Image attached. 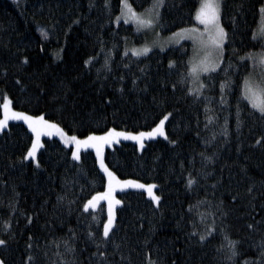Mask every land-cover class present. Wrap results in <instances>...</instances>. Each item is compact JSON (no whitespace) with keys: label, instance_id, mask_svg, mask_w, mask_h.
<instances>
[{"label":"trees","instance_id":"trees-1","mask_svg":"<svg viewBox=\"0 0 264 264\" xmlns=\"http://www.w3.org/2000/svg\"><path fill=\"white\" fill-rule=\"evenodd\" d=\"M129 2L136 11L153 4ZM200 2L164 0L160 33L195 26ZM263 6L264 0H222L223 61L194 89L192 43L142 56L128 52L146 37L117 21L121 0H111L110 9L105 0H0V118L7 97L14 109L84 138L110 129L149 131L172 114L167 139L147 140L143 148L121 141L104 151L113 174L155 184L160 197L156 204L142 190L117 192L111 240L102 245L105 264L264 260L258 247L264 242V118L243 95L249 55L264 54L263 39L253 38ZM34 139L22 121L0 130V239L7 241L1 260L100 264L94 253L107 203L84 211L107 186L96 154L84 150L74 161L71 146L44 137L35 159H25ZM225 236L239 241L232 261Z\"/></svg>","mask_w":264,"mask_h":264},{"label":"snow or ice","instance_id":"snow-or-ice-1","mask_svg":"<svg viewBox=\"0 0 264 264\" xmlns=\"http://www.w3.org/2000/svg\"><path fill=\"white\" fill-rule=\"evenodd\" d=\"M163 4H164V0H153V4L150 9H146L144 13L138 14L136 11L133 10L131 4L128 3V0H121V15L117 16L116 19L118 22L122 19L125 24H128L130 22L134 23L138 31L145 28H152L158 25L159 23V19H160L159 8H161ZM221 6H222V0H201L200 6L194 18L197 21L198 25L204 26L203 32H201L199 27H193L190 29H182L181 33H176L174 35L182 37L184 36V34L189 33L191 35L188 38L193 39L194 43L196 42L197 38H200V43L202 45L205 44L203 37L207 36V42L211 46V48L215 50L217 53L222 52L224 41L226 39L227 34L225 33L223 27L220 24ZM105 7L110 9L111 0H105ZM260 12L262 15V20L259 31L262 34H264V7L260 9ZM42 35H46V33H42ZM253 38L254 39L256 38L255 34L253 35ZM150 50L151 49L147 47L143 49L142 53L138 50H133V55L146 54ZM207 55L211 56L212 52L209 51ZM253 58L254 57H252L251 55H249L248 57V59H253ZM24 63H27V60H25ZM260 63L264 64V55L260 57ZM172 66L173 64L170 63L169 67ZM215 67H216L215 64H212L210 66L207 62L201 61L200 64L193 65V67L191 68V73L193 74V76H195L198 79L199 73L201 71L203 72H207L210 70L214 71ZM17 83H19V81H17ZM246 93L247 94L245 98L248 99L249 102L252 104L253 108H255L256 111L259 112L260 117L264 118V91L257 93L251 87H249L246 82ZM2 109H3V119L0 120V130H3L5 127H7L8 122L10 120L23 121L27 124L28 128L35 136V139L32 142L31 148L27 152L25 159L28 158L35 159L38 149L43 147V145L40 142V138L41 136H45V135L47 136H52L54 134L59 135L65 144L74 145L75 150L72 151L71 153L72 159L74 161H79L81 159L80 153L82 148L95 149L97 158L99 159L100 168L104 171V173L107 175L108 178V190L104 193L93 196L92 199L89 200L84 205V211L87 212L89 208L95 209L100 200L108 201V220L103 226L101 243L96 244L97 253H94V255H98L100 259V264H105L108 254L104 250L102 245L106 246L111 240L110 233L112 232L113 223H114L113 206L114 204L120 203V201L114 200L112 196V192L115 190L114 185L122 183L123 185L128 187L146 189L151 199L155 201L157 204L160 201V197L153 194V189L156 187V185L145 186L144 184H140L132 180H126L121 182L111 171H109V169L105 165L102 154V146L104 144L118 142L119 138L121 137L123 139L136 140L137 142L140 143L141 148L143 147V139L145 137L151 139L157 135H160V136H164V138L167 139V136H165L164 134L163 127L165 121L168 120L169 116H171L172 114L169 113L168 115H166L162 120H160L159 125H157V127L150 132H140L138 135L133 136L130 133L117 132L115 129H110L102 136L88 135L86 138L80 139L76 135L67 136V134L57 124L49 122L44 118V116L33 117L22 112L14 111L11 107V101L7 97H5V101L2 105ZM257 143H260V141H257ZM36 166L37 167L40 166L38 162ZM194 182H195L194 180L189 179L188 181L189 186L192 185ZM251 191L252 189L249 188V192ZM257 223L259 224L260 222ZM248 228L255 230V225L249 224ZM88 235L89 237H93L94 234L92 232H89ZM193 235H195V233H193ZM205 239L206 237L204 235L200 236L201 241H204ZM225 240H227V248L229 252V255L226 258L232 261L238 254L237 245L239 241L230 240L228 239L227 236H225ZM6 243L7 241L0 239V246L6 245ZM116 247L119 246L117 245ZM258 247L260 249L261 256L264 257V242H261V244ZM69 251H72V249H69ZM29 259H31V257H29ZM0 264H5V261L0 260ZM244 264H248V262L245 261ZM261 264H264V260L261 261Z\"/></svg>","mask_w":264,"mask_h":264},{"label":"rangeland","instance_id":"rangeland-1","mask_svg":"<svg viewBox=\"0 0 264 264\" xmlns=\"http://www.w3.org/2000/svg\"><path fill=\"white\" fill-rule=\"evenodd\" d=\"M128 3L130 4L129 0H128ZM132 6V5H131ZM200 6V5H199ZM264 7V6H263ZM133 8V7H132ZM199 8V7H198ZM150 9V8H149ZM134 11H136L134 8H133ZM161 11V8H159V13ZM138 14L140 13H144L145 11H136ZM120 15H121V12H120ZM119 15V16H120ZM261 18H262V15H261ZM120 21H123L122 19ZM130 24L134 25L135 28L137 29L136 25L134 23H131ZM220 24L221 26L223 27L222 25V22H221V13H220ZM260 25H261V21L259 23V26H258V29L256 30L255 32V36L256 38H262L263 41H264V34H262L260 31H259V28H260ZM193 27H199L201 32H203L204 30V26L203 25H198L197 24V21H196V25L195 26H192V27H186V28H183V29H190V28H193ZM224 29V27H223ZM181 30H177L175 31L174 33H171L169 35H162L159 31V28H158V25L152 27V28H145V29H142L140 30V32H143L144 35H145V42L141 45H135V46H131L128 48V52L132 53L133 54V50H138L140 51L141 53L143 52V49L145 47L151 49L150 51H148L146 54H148L149 52H151L152 50L154 49H161V50H165L171 46H176V45H179L181 44L182 42L184 41H190L193 45V49H192V55H191V59H190V75H191V78H192V82H193V87L194 89H199L202 85L201 83V76L205 73H209L211 72L212 70L210 71H207V72H203L201 71L199 73V76H198V79L193 76V74L191 73V68L193 67L194 64H200L201 61H205L207 62L210 66L212 64H215L216 67H215V70L218 69L223 61V56H224V46H223V49H222V52H219L217 53L215 50H213L211 48V46L208 44L207 42V36L203 37L204 41H205V44H201L200 43V38H197L196 42L194 43L193 42V39L191 38H188L191 34L189 33H186L184 34V36H176L174 34L176 33H181ZM225 31V29H224ZM226 33V32H225ZM226 40V39H225ZM224 45H225V41H224ZM211 51L212 52V55L211 56H208L207 53ZM146 54H141V55H135V56H142V55H146ZM258 54L257 52H253L252 53V57H254L252 59V71L251 73L246 77L245 81H244V85H243V95L244 97L246 96V82H247V85L249 87H251L254 91H256L257 93H260L261 91H264V64H261L260 63V57L264 54H260V55H256ZM248 100V99H247ZM249 102V100H248ZM250 103V102H249ZM251 104V103H250ZM252 105V104H251ZM11 107L14 111H17V112H22V113H25L27 115H30L24 111H21V110H17V109H14L13 106H12V103H11ZM30 116H33V117H38V116H41V115H38V116H34V115H30ZM43 116V115H42ZM45 118V117H44ZM3 119V116L0 118V120ZM46 119V118H45ZM48 120V119H46ZM11 121V120H10ZM9 121V122H10ZM49 122L51 123H55L57 124L66 134L67 136H72V135H69L58 123L54 122V121H51V120H48ZM8 122V123H9ZM23 122V121H22ZM166 122L167 120L165 121L164 123V127H163V131H164V134H166V131H165V125H166ZM25 123V122H24ZM160 123V122H159ZM158 123V125H159ZM26 124V123H25ZM27 125V124H26ZM157 127V126H156ZM155 127V128H156ZM154 128V129H155ZM153 130V129H152ZM152 130H149V131H142V132H150ZM117 132H125V133H130L132 134L133 136L135 135H138L140 132H128V131H120V130H116ZM105 134V133H104ZM104 134H100V135H97V136H102ZM35 137V136H34ZM44 137H55V138H58L60 139L63 143L64 141L60 138L59 135H52V136H41L40 138V142L42 141V139ZM157 137H164V136H160V135H157L151 139H154V138H157ZM80 138V137H78ZM86 138V137H84ZM84 138H80V139H84ZM147 140H150L149 138L145 137L143 139V147L145 145V141ZM121 141H133V142H136L139 147L141 148L140 146V143L137 142L136 140H132V139H123L122 137L119 138L118 142H113V143H110V144H104L102 146V154H103V159H104V151L107 147H113L115 144L121 142ZM65 144V143H64ZM68 146H71L73 148V151L75 150V146L74 145H69V144H66ZM142 147V148H143ZM84 150H92L94 151V153L96 154V151L95 149L93 148H88V149H81V152L84 151ZM81 155V153H80ZM97 157V155H96ZM98 160V164L100 165L99 163V159L97 158ZM105 163V161H104ZM106 165V164H105ZM108 168V167H107ZM109 169V168H108ZM109 171H111L109 169ZM104 173V171H103ZM113 173V172H112ZM105 174V173H104ZM115 175V174H114ZM106 176V179H107V186H106V189L104 192H106L108 190V178H107V175L105 174ZM116 176V175H115ZM117 177V176H116ZM121 182L123 181H126V180H132V181H136L137 183H140V184H144L145 186L147 185H155V184H147V183H143L141 181H138V180H134V179H120L119 177H117ZM115 187V190L112 192V196L114 198V200H117L116 199V194L117 192H120V191H126V190H130V189H135V190H142V191H145L146 194L150 197L149 193L146 191V189H142V188H135V187H128V186H125L123 185L122 183L121 184H117V185H114ZM102 192V193H104ZM101 194V193H100ZM153 194L158 196L157 192H156V187L153 189ZM151 198V197H150ZM103 201H105L107 203V208H108V201L107 200H100L97 207H99V204L102 203ZM156 203V202H155ZM157 204V203H156ZM118 204H114L113 206V214H114V223H113V226L115 224V217H116V207H117ZM89 209H93V208H89ZM108 220V218H107ZM107 222V221H106ZM1 260V258H0Z\"/></svg>","mask_w":264,"mask_h":264}]
</instances>
